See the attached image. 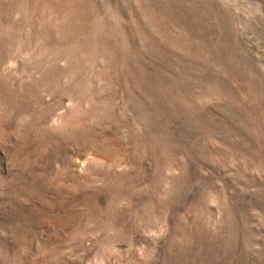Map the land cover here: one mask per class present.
Listing matches in <instances>:
<instances>
[{
  "label": "rangeland",
  "instance_id": "obj_1",
  "mask_svg": "<svg viewBox=\"0 0 264 264\" xmlns=\"http://www.w3.org/2000/svg\"><path fill=\"white\" fill-rule=\"evenodd\" d=\"M0 264H264V0H0Z\"/></svg>",
  "mask_w": 264,
  "mask_h": 264
}]
</instances>
